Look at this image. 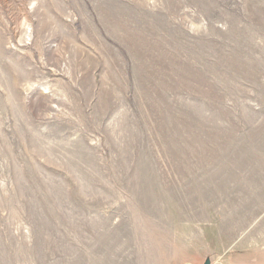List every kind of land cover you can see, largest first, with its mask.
Instances as JSON below:
<instances>
[{
  "label": "rangeland",
  "instance_id": "rangeland-1",
  "mask_svg": "<svg viewBox=\"0 0 264 264\" xmlns=\"http://www.w3.org/2000/svg\"><path fill=\"white\" fill-rule=\"evenodd\" d=\"M235 250H264V0H0V264Z\"/></svg>",
  "mask_w": 264,
  "mask_h": 264
},
{
  "label": "crops",
  "instance_id": "crops-1",
  "mask_svg": "<svg viewBox=\"0 0 264 264\" xmlns=\"http://www.w3.org/2000/svg\"><path fill=\"white\" fill-rule=\"evenodd\" d=\"M226 264H264V250H235Z\"/></svg>",
  "mask_w": 264,
  "mask_h": 264
}]
</instances>
